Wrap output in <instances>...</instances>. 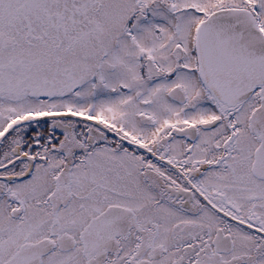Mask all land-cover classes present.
I'll list each match as a JSON object with an SVG mask.
<instances>
[{"label":"snow or ice","instance_id":"6c2138e0","mask_svg":"<svg viewBox=\"0 0 264 264\" xmlns=\"http://www.w3.org/2000/svg\"><path fill=\"white\" fill-rule=\"evenodd\" d=\"M0 264H264V0H0Z\"/></svg>","mask_w":264,"mask_h":264}]
</instances>
